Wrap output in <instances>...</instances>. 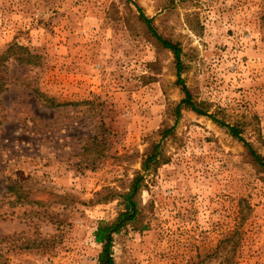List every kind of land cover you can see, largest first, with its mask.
I'll use <instances>...</instances> for the list:
<instances>
[{
  "label": "rangeland",
  "instance_id": "obj_1",
  "mask_svg": "<svg viewBox=\"0 0 264 264\" xmlns=\"http://www.w3.org/2000/svg\"><path fill=\"white\" fill-rule=\"evenodd\" d=\"M138 7L206 115L177 117L174 56ZM14 45L33 63L0 67V264H97L139 174L114 264H264V170L211 118L264 156V0H0Z\"/></svg>",
  "mask_w": 264,
  "mask_h": 264
},
{
  "label": "trees",
  "instance_id": "obj_2",
  "mask_svg": "<svg viewBox=\"0 0 264 264\" xmlns=\"http://www.w3.org/2000/svg\"><path fill=\"white\" fill-rule=\"evenodd\" d=\"M139 11V19L140 21L146 26L148 33L156 40V42L163 47L164 49L169 50L172 52L174 59H175V67H176V76L177 80L176 83L181 87V91L183 92V98L179 102V104L176 107L177 117L180 115V108L182 106L188 108L189 110L195 112L198 115H206V113L201 110L197 104L193 101L192 95L185 85L184 80L181 77V72L183 69V63L181 60V48L179 43L172 42L169 39L164 38L158 32L156 31L155 27L152 25V18H148L144 13H142L141 8L138 7ZM16 48V49H15ZM15 49V50H14ZM24 50L22 47L19 46H10L7 50L0 53V67L2 66L3 62L9 58V55L12 53L13 57L19 62L24 64H32V56L28 53L27 57H24L23 55H18L14 53L15 51ZM7 88L6 79L3 76V72L0 70V94L5 91ZM38 97H40L39 94H37ZM1 103V101H0ZM49 106H53V100L49 99L48 102ZM58 105V104H56ZM211 118L218 122L219 125L222 127H226L230 133L231 136L234 138H237L240 142H242L243 146L246 148L248 155L251 158V161L260 169L264 170V156H261L254 148L253 146L245 141L240 136V131L238 128L234 126H230L228 124H225L224 122H221L220 120H217L213 116ZM171 130L165 129L162 131V136H166L168 133H170ZM158 150L157 147L154 146L152 151L149 153V155L145 158L143 164H142V170L147 171L150 169V165L152 163H155L158 159ZM143 175L139 174L135 176L132 181L130 182L129 188L126 192L123 194H120V197L122 199V203L124 208L118 213L117 217L110 222L101 221L99 222L95 232H94V240L97 244L101 246L100 253L97 258V264H114V258H113V252H112V246H113V236L120 233L122 229H124L127 225L133 223L136 221L139 210H138V203L136 200V196L142 187L143 182ZM9 191L13 190V187L11 186L8 188ZM234 234V233H233ZM228 241H234L233 235L229 238H227L226 242ZM233 244H235L233 242ZM218 249L213 252L211 255L205 256V258H210V256L216 255ZM204 258V259H205ZM203 260V259H202ZM200 264V261L197 263Z\"/></svg>",
  "mask_w": 264,
  "mask_h": 264
}]
</instances>
